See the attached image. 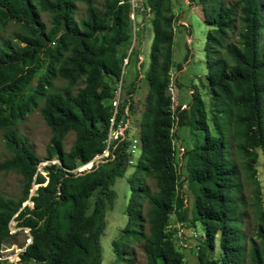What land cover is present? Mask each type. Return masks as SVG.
Masks as SVG:
<instances>
[{
	"label": "trees",
	"instance_id": "16d2710c",
	"mask_svg": "<svg viewBox=\"0 0 264 264\" xmlns=\"http://www.w3.org/2000/svg\"><path fill=\"white\" fill-rule=\"evenodd\" d=\"M0 0V27L19 26L17 42L0 43V133L11 157L1 172L22 177L21 197H0V252L7 224L28 230L30 243L18 254L20 264H100V238L106 210L114 198L112 185L122 177L129 139L113 142L104 163L77 169L106 149L111 116L108 100L126 53L118 48L131 39L130 0ZM85 16L75 20L77 4ZM151 15L152 41L144 80L146 110L140 117L139 155L127 179L130 196L126 222L111 248L117 264H131L124 254L141 243L145 264H183L168 220L177 197V167L172 147L173 126L188 129L192 145L184 150V167L196 187L195 217L199 228L197 264H264V208L255 179V164L264 157V17L260 0H217L210 10L212 28L205 37L206 76L203 88L213 102L192 95L188 110H172L170 69L174 15L170 0H143ZM47 14L46 29L40 15ZM230 35L236 42L228 43ZM221 53V54H220ZM60 80L64 86H56ZM133 91V88L130 87ZM129 93V91L127 92ZM128 110L130 95H122ZM41 103L39 113L50 129L47 164L39 160L15 127ZM123 114L120 109L117 121ZM209 115V116H208ZM176 121V123H175ZM211 123V127L208 124ZM74 140L68 151L63 141ZM252 185L255 216L253 238L242 228L240 172L231 160V144ZM151 178L155 191L141 185ZM32 185L37 187L29 195ZM31 207L24 206L26 200ZM144 207L146 210L144 211ZM255 239V241L253 240ZM0 264H6L0 260Z\"/></svg>",
	"mask_w": 264,
	"mask_h": 264
},
{
	"label": "rangeland",
	"instance_id": "374dc122",
	"mask_svg": "<svg viewBox=\"0 0 264 264\" xmlns=\"http://www.w3.org/2000/svg\"><path fill=\"white\" fill-rule=\"evenodd\" d=\"M217 0H170L172 13L174 15L173 36H172V67L170 69V88L172 110L179 107L180 110H188L192 104V95H197L204 103L207 114L212 112L213 102L203 88L206 76V59L204 54L205 37L207 31L212 28L211 24L206 23L210 20V10ZM225 5L232 4L235 0H222ZM99 4L101 0L97 1ZM136 5L133 9L134 40L133 47L129 54L128 63L122 80L121 96L130 95L132 99V109L128 110L124 120V131L127 136L136 135L138 132L140 117L146 110V95L148 86L144 80V73L147 70L149 59V48L152 41V29L150 25L151 15L143 5V0H133ZM261 12L264 17V0H260ZM75 20L80 21L85 16V4L78 3L75 13ZM40 18L46 29L49 27V17L47 14H41ZM16 33H21L18 25L9 23L4 28L0 27V43L2 41L17 40L14 38ZM236 42L235 35H230L228 43ZM261 48L264 52V31L261 36ZM127 50V51H126ZM129 47L120 46L118 55L127 53ZM221 54V53H220ZM56 86H64V82L57 80ZM114 86V85H113ZM133 88V91L130 90ZM129 91V93H127ZM39 103L31 113L25 115L24 119L17 124L15 130L18 134L24 136L27 146L34 152L39 160L38 170L47 164L54 163L53 160H46V148L50 140V129L44 123L39 110ZM189 105V106H188ZM182 108V109H181ZM209 116V115H208ZM176 123V121H175ZM211 127L210 121H208ZM172 137V147L174 149L175 164L177 167V197L181 203L179 207H174L168 220L167 230L172 235V240L176 249L182 254L183 264H197V246L199 243L200 229L194 228L191 220L195 217L194 199L196 187L194 181L188 177L184 159L178 158L177 148L184 150L190 149L192 145L191 135L188 129L179 124H174ZM74 140L73 133H68L63 141V148L68 151ZM231 160L239 167L240 172V199L243 205L242 228L245 238L248 241L253 238L255 227V216L252 207V185L244 177L242 162L235 154L233 143L230 148ZM11 157V154L4 146L0 133V162ZM106 162L105 157L96 156L93 164ZM136 162V157H135ZM81 168V167H80ZM79 168V169H80ZM84 168V167H83ZM85 170H89L86 165ZM134 165H126L122 177L116 178L112 190L114 198L111 208L105 213V229L100 238L101 263L117 264L112 253L111 244L124 227L126 222V207L130 196V185L127 179L133 172ZM255 168V179L258 183L259 198L262 208H264V157L259 155ZM141 185L148 187L152 192L155 191L154 182L151 178L141 179ZM36 185H32L29 195L32 194ZM23 190L22 177L12 171L0 173V197L3 199H12L14 201L21 197ZM24 206L31 207L28 199L22 203ZM146 207H144V211ZM9 238L5 241L0 252V260L6 264H20L18 254L23 251L26 245L30 243V236L27 229L17 227L13 220L7 224ZM255 241V239H253ZM141 243H134L124 254V258L131 260V264H145V257L141 250ZM125 264V263H123Z\"/></svg>",
	"mask_w": 264,
	"mask_h": 264
},
{
	"label": "built area",
	"instance_id": "2783aa9c",
	"mask_svg": "<svg viewBox=\"0 0 264 264\" xmlns=\"http://www.w3.org/2000/svg\"><path fill=\"white\" fill-rule=\"evenodd\" d=\"M135 4L133 3V0H130V10L133 12V9L135 8ZM130 13V19H131V39H130V44H129V50L126 53V57L123 59L122 64H121V70L119 74V78L117 81H115L114 86H113V91L112 95L108 100L109 106L111 108V116L109 119V127L107 130V140H106V149L103 151V153L100 155L101 157H105V159L108 158V148L113 144L114 141L123 139L125 137V131H124V120L125 116L128 113V106L127 104L123 103L122 96H121V87H122V80H123V75L125 72V67L128 63L129 59V54L132 50V45H133V40H134V25H133V13ZM127 51V50H126ZM123 110V114L117 121V115L119 110ZM129 139V145L127 149V157H126V165H134L135 164V157L137 159L139 155V150H140V141L137 137V135H132L128 137ZM178 152V158L181 159L184 149L183 148H177ZM99 156V155H98ZM90 168L93 164V160L89 162ZM96 164V163H94ZM83 167V166H82ZM83 171V169H77V172Z\"/></svg>",
	"mask_w": 264,
	"mask_h": 264
},
{
	"label": "bare ground",
	"instance_id": "6f19581e",
	"mask_svg": "<svg viewBox=\"0 0 264 264\" xmlns=\"http://www.w3.org/2000/svg\"><path fill=\"white\" fill-rule=\"evenodd\" d=\"M90 163H88V164H86V165H88V168L90 169V165H89ZM86 165H84L83 167H81V169H86L85 167H86Z\"/></svg>",
	"mask_w": 264,
	"mask_h": 264
},
{
	"label": "water",
	"instance_id": "95a60500",
	"mask_svg": "<svg viewBox=\"0 0 264 264\" xmlns=\"http://www.w3.org/2000/svg\"><path fill=\"white\" fill-rule=\"evenodd\" d=\"M79 172H81V171H79Z\"/></svg>",
	"mask_w": 264,
	"mask_h": 264
}]
</instances>
